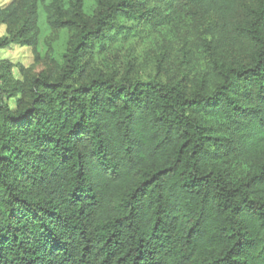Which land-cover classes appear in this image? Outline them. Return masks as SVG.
Wrapping results in <instances>:
<instances>
[{"label":"trees","instance_id":"obj_1","mask_svg":"<svg viewBox=\"0 0 264 264\" xmlns=\"http://www.w3.org/2000/svg\"><path fill=\"white\" fill-rule=\"evenodd\" d=\"M161 5L240 16L248 57L210 90L90 73L120 18ZM40 19L39 0L0 8V48L34 47ZM47 21L75 30L59 72L15 81L0 61V264H264V0H98L93 23Z\"/></svg>","mask_w":264,"mask_h":264},{"label":"rangeland","instance_id":"obj_2","mask_svg":"<svg viewBox=\"0 0 264 264\" xmlns=\"http://www.w3.org/2000/svg\"><path fill=\"white\" fill-rule=\"evenodd\" d=\"M13 0H0L6 8ZM41 19L35 36V46L12 44L0 48V61L13 65V80L24 76L57 73L64 66V55L69 47L74 29L56 28L48 23V16L66 19L80 10L93 23L98 10V0H39ZM158 21L144 24L136 18L118 20L119 32L107 35L105 41L95 44L85 55L84 62L90 73L116 75L128 74L148 80L157 76L167 82L184 78L191 87L205 81L208 90L218 81L216 67L232 61L246 59L250 45L241 37L234 21L219 13H202L191 8L172 10L161 5ZM10 29L0 23V39L8 38ZM161 60V72L158 63ZM14 108L15 100L6 101Z\"/></svg>","mask_w":264,"mask_h":264}]
</instances>
